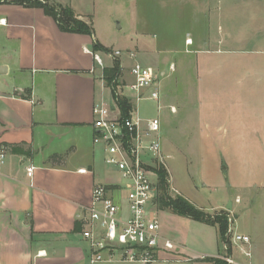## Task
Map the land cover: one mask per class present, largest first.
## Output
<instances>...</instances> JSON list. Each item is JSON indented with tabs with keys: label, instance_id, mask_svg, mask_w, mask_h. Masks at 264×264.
I'll return each mask as SVG.
<instances>
[{
	"label": "crops",
	"instance_id": "1",
	"mask_svg": "<svg viewBox=\"0 0 264 264\" xmlns=\"http://www.w3.org/2000/svg\"><path fill=\"white\" fill-rule=\"evenodd\" d=\"M49 1L71 7L94 28L93 0ZM251 2L264 15V0L247 5ZM215 10L202 11L205 31L198 36L204 48L196 52L197 123H184L180 110L168 105L176 112L170 110V140L165 142L180 150L174 137L179 126L183 132L196 128L203 182L211 180L210 167L224 164L229 182L224 185L236 193L226 206L210 210L228 211L233 233L249 236L251 244L232 243L230 251L222 244L217 252L201 253L163 232L176 249H159L152 264H214L206 258L227 256L236 264H264V39L250 50L225 47L229 42L210 32L213 19L219 23L222 18ZM0 20H5L0 24V155H5L0 159V264H89L80 217L91 204L94 186L116 177L105 164V147L94 142L93 128L94 106L109 100L103 69L112 65L93 48L95 42L110 47L98 40L96 28L93 36L64 33L38 8L0 3ZM163 127L161 122V135ZM29 167L35 168L32 173ZM83 169L86 174L79 172ZM240 218L248 222L244 232L237 230Z\"/></svg>",
	"mask_w": 264,
	"mask_h": 264
},
{
	"label": "rangeland",
	"instance_id": "2",
	"mask_svg": "<svg viewBox=\"0 0 264 264\" xmlns=\"http://www.w3.org/2000/svg\"><path fill=\"white\" fill-rule=\"evenodd\" d=\"M4 1L9 3L10 0H0V3ZM218 1L93 0L91 10L98 40L110 47L111 52L122 53L112 59L110 66L116 59L121 62L122 75L118 80L121 85L129 84L132 78L128 77L132 64L126 55L128 52H134L140 63L152 67L159 76L156 87L160 90L164 107L158 110L154 102L142 101L135 104L136 108L142 117L158 115L163 123L162 145L165 154L172 155V158L169 156L166 169L170 178V195L185 197L199 208L207 209L211 215L218 213L210 210L212 207L226 206L229 198L234 200L236 193L225 186L229 184L228 170L226 177L223 164H219L217 169L210 167L208 173L211 180L209 183L203 182V163L194 126L185 132L179 126V133L174 134L180 150L172 149L165 140H170L171 132L172 115L168 105H175L180 110L184 123H197L198 77L195 67L196 52L204 48L198 37L205 31L202 11L207 13L208 7L211 12L215 8L216 13L218 9L221 10L222 18L219 23L213 19L210 32L212 36L229 42V46L225 47L238 49L245 46L246 50H250L254 49L251 47L258 40L264 39L263 11L255 12L254 2L247 5L251 0H223L224 5L218 8ZM218 26H221L220 29ZM187 38L193 39V45L186 44ZM208 46L212 49L211 44ZM238 55L246 56L244 53ZM104 84L108 87L105 80ZM105 94L106 99H110L109 89H106ZM166 121L170 122L168 127H165ZM257 207L259 209L262 206L257 204ZM159 223L161 236L166 232L173 241L183 243L190 249L202 253L217 252L218 247H222L215 227L197 223L171 210L159 211ZM237 226L239 232H244L248 222L240 218Z\"/></svg>",
	"mask_w": 264,
	"mask_h": 264
},
{
	"label": "built area",
	"instance_id": "3",
	"mask_svg": "<svg viewBox=\"0 0 264 264\" xmlns=\"http://www.w3.org/2000/svg\"><path fill=\"white\" fill-rule=\"evenodd\" d=\"M0 24H5V20H0ZM186 44L192 45V40ZM104 55L112 60L122 53ZM126 55L132 61V81L126 85L117 81L116 87L109 88L110 99L96 104L93 110L94 142L105 147V164L116 177L94 186L91 204L80 217L82 237L89 248V264L115 261L152 264L158 261L159 249H176L174 242L160 235L158 170L167 169L169 159L162 145L161 122L156 117H142L135 105L150 101L158 103V110L162 109L160 90L156 87L158 75L152 67L140 63L134 52ZM93 56L104 67L102 58L94 53ZM120 98L133 106L129 117H123L118 104ZM170 110L176 112L174 107ZM4 158L1 154V161ZM34 169L29 167L28 171L32 173ZM79 172L86 174L87 170ZM229 222L232 225L231 217ZM229 234L233 244L241 247L251 244L249 236L233 233L231 226ZM242 251L251 257L250 251ZM221 259L236 264L231 257Z\"/></svg>",
	"mask_w": 264,
	"mask_h": 264
},
{
	"label": "trees",
	"instance_id": "4",
	"mask_svg": "<svg viewBox=\"0 0 264 264\" xmlns=\"http://www.w3.org/2000/svg\"><path fill=\"white\" fill-rule=\"evenodd\" d=\"M5 3V1H4ZM9 3L25 8H38L42 9L44 13L52 18L58 25L59 29L64 33L84 34L93 36L95 30L92 23H87L84 20L77 17L75 11L69 6H63L60 4H51L49 0H10ZM94 52L110 53L111 50L102 46L99 42H95ZM121 62L116 59L113 66L105 68L103 71V78L106 81L109 88L116 87V83L122 75ZM113 97H116L115 92L112 90ZM118 104L122 111L123 117H129L130 111L133 109L132 104L126 99H119ZM223 172L227 177V167L223 164ZM159 176V210H171L175 214L189 218L195 222L205 224L211 227H217L220 240L224 244L228 251L231 250L232 242L229 234L230 222L229 212L220 211L214 215H211L204 210L196 207L193 203L182 196L172 197L170 191V178L167 170L164 167H160L158 170ZM214 262V264H227L222 259H208Z\"/></svg>",
	"mask_w": 264,
	"mask_h": 264
},
{
	"label": "water",
	"instance_id": "5",
	"mask_svg": "<svg viewBox=\"0 0 264 264\" xmlns=\"http://www.w3.org/2000/svg\"><path fill=\"white\" fill-rule=\"evenodd\" d=\"M118 28L120 29L121 27H120V26H118ZM227 210H230V207H228V208H227Z\"/></svg>",
	"mask_w": 264,
	"mask_h": 264
}]
</instances>
